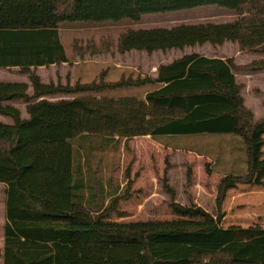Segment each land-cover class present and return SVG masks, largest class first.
<instances>
[{
    "label": "trees",
    "instance_id": "16d2710c",
    "mask_svg": "<svg viewBox=\"0 0 264 264\" xmlns=\"http://www.w3.org/2000/svg\"><path fill=\"white\" fill-rule=\"evenodd\" d=\"M211 5L233 11L235 19L129 27L119 37L118 50L152 54L230 41L241 51L264 54V0H47L54 26L28 20L22 26L0 27V68H18L28 79L0 81V115L12 120L0 121V183L5 185L6 207L0 264H264V232L237 240L233 230L222 225L227 192L241 184H257L264 175V163L259 162L264 155V116L256 118L247 106L235 75L264 71V58L240 65L233 57L190 53L161 64L154 77L133 69L117 80L100 77L73 84L44 82L36 72L38 67L70 63L62 27L135 25L146 14ZM130 87L144 90L138 96L119 98L102 94ZM55 95L71 97L57 102L45 98ZM15 100L25 104L28 117L9 103ZM43 107L71 112L70 194L73 203L86 211L57 205L28 177L36 161L23 154L32 141L26 130L37 127ZM147 135L223 164L217 168L224 175L215 215L194 203L176 202L174 190L165 184L178 218L111 220L113 214L123 215L118 204L130 198L132 182L129 169L123 187L107 174L112 170L109 162L94 167L95 143L114 150L124 143L129 151L132 138ZM237 136L244 148V171V161L239 164L238 155L233 157L240 147Z\"/></svg>",
    "mask_w": 264,
    "mask_h": 264
},
{
    "label": "rangeland",
    "instance_id": "374dc122",
    "mask_svg": "<svg viewBox=\"0 0 264 264\" xmlns=\"http://www.w3.org/2000/svg\"><path fill=\"white\" fill-rule=\"evenodd\" d=\"M0 4V27L22 26L27 24V20H31L34 25H55V17L49 14L47 0H0ZM20 18H22V23H19ZM234 19L233 11L211 5L168 13L146 14L142 23L135 25L105 23L80 28L62 27L61 38L70 63L65 62L66 68L61 64L54 67L36 68V72L41 75L44 82L55 84H73L75 81L91 82L100 77L107 81L117 80L123 75H128L133 70L131 67H137L133 70L135 73L154 77L157 71L155 69L153 71L152 68L158 66L155 61L157 57L163 58L162 54L157 53L149 57L146 51L135 50L130 53L131 55L119 52L118 40L124 30L129 27H171L181 23L223 22ZM192 48L200 50L201 46H188L184 49H173V51L180 54L184 51L191 52ZM257 54L264 55L263 53ZM244 56L239 57V63L251 62L250 53ZM6 70H0V81H14L15 79L28 81L27 75L18 70H16V75H10L6 73ZM143 90V87H130L107 90L102 94L119 98L138 96ZM30 92L32 93L31 88ZM62 96L71 97L70 95H55L49 98H58L54 101L57 102ZM262 108L264 112L263 103ZM55 110L48 107L41 108L37 115L39 117L37 127L26 130L31 135L32 141L23 149V154L36 161L28 177L38 191L52 199L57 205L86 211L85 207H78L73 203L70 194L73 151L69 140L71 112L68 109L62 112ZM254 111L258 118L261 117L262 112L258 106H255ZM0 121L12 122L9 117L2 115H0ZM237 138L240 141V147L233 153V157L237 154L238 162L241 164L245 153L242 139L239 136ZM218 140H215L216 145ZM128 146L129 151L126 150L124 143L119 149L114 150L110 147L105 149L95 143L92 152L91 162L94 167L101 165L105 167L109 162L112 170L107 174L117 178V182L123 187L126 183L123 176L129 169L132 194L129 199L121 200L118 204V211L123 212V215L113 214L111 220L127 222L178 218L170 206L171 196L165 184L174 190L176 202L185 205L194 203L214 215L217 213L218 185L224 174L217 171L218 167L222 169L223 164L216 163L214 157L201 155L185 148L167 146L151 136L134 137L129 141ZM229 162H231L230 158ZM261 162L264 163V157ZM228 163L226 168L230 166ZM207 164L212 169L210 172L207 170ZM242 166V171H244L245 161ZM4 186L0 183V248L3 247L4 242L6 213L5 192L2 188ZM222 211L224 212L222 219L224 225L236 228L238 235L242 228L254 229L252 233L254 235L263 233L264 175L257 184H241L230 189Z\"/></svg>",
    "mask_w": 264,
    "mask_h": 264
},
{
    "label": "crops",
    "instance_id": "0c3cea01",
    "mask_svg": "<svg viewBox=\"0 0 264 264\" xmlns=\"http://www.w3.org/2000/svg\"><path fill=\"white\" fill-rule=\"evenodd\" d=\"M21 22H22V18H20V20H19V23H21ZM12 27H15V26L12 25ZM233 43L234 42L227 41V42H224L223 44L217 45V46L211 45L209 43H205L203 45H200L201 46L200 50L192 48L191 52H186V51L181 52L180 51L181 52L180 54H176V51L169 50L167 52L155 51L152 54L148 53L146 55H148V56L152 55L153 56V55H156L157 53H161L162 56H163V58L157 57L155 62L158 63V66L153 67L152 68L153 71H154V69H155V71H157L158 67L161 64L170 63L173 60H175L177 58H180V57H182V56H184L186 54H190V53H199V54H201L203 56H207V57H211V58H221V59H226V58L233 57L236 64H243V63H239L238 59H239L240 56H244L245 55L244 57H246V53H250L251 58H252L251 61L256 60L258 58L259 59L260 58H264V55H261V54L252 53V52H248V51H241V50H239L238 44L237 43L233 44ZM134 51L135 50H132V51L126 52L125 54L131 55L130 53H132ZM61 65H63L66 68L67 64L62 63ZM52 66L54 67L56 65L53 64V65H51V67ZM43 67H38V68H43ZM131 68L132 69H137V67H131ZM0 70H6V69H1L0 68ZM16 70H18V68H11V70L7 69L6 73H8L10 75H16L17 74ZM235 75H236L237 81L240 84H242V86H243L241 93H242V95L244 97V100H245V103L247 104V106H249L253 110L256 118H258V117H257V115H256V113L254 111L255 106H258L259 110L262 112L260 116L261 117L264 116V112H263V108H262V103H263V100H264V95H263L264 94V71L252 72V73L239 72V73H236ZM41 79H42V77H41ZM9 81H11V80H9ZM14 81H27V80L26 79H15ZM246 90H248L247 93H246ZM29 93L31 94L30 89H29ZM245 93L247 94L246 97L244 95ZM45 98L50 100V101H55V99H58V98H49V97H45ZM60 99H69V98L65 97V96H62V97H59V100ZM9 103L14 105V106H16V107H18L20 109L22 117H25V118L28 117V114H27V111H26V108H25V104L22 101L15 100V101H12V102H9ZM261 117H259V118H261ZM263 157H264V155L259 159V162H261V159H263ZM2 188L4 190L5 186L2 187ZM222 225L225 228L232 229L233 232H234V236H235V238L237 240H246V239H249L252 236H254V234H252L254 232V229H252V228H242L240 230L239 235H238L236 233V230H235L236 228H234L233 226H225L223 221H222ZM259 234H262V233H259ZM256 235H258V234H256Z\"/></svg>",
    "mask_w": 264,
    "mask_h": 264
}]
</instances>
